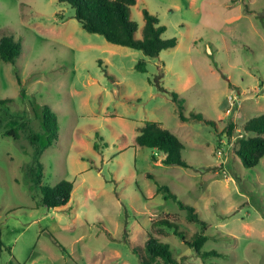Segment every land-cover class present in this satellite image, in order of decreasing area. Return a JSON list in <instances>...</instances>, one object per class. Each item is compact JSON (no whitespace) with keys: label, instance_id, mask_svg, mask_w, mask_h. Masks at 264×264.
I'll use <instances>...</instances> for the list:
<instances>
[{"label":"rangeland","instance_id":"1","mask_svg":"<svg viewBox=\"0 0 264 264\" xmlns=\"http://www.w3.org/2000/svg\"><path fill=\"white\" fill-rule=\"evenodd\" d=\"M143 9L165 27L163 39L177 41L154 58L87 33L67 3L0 0V36L21 44L14 62L0 63V264H141L133 248L148 235L178 264H264V157L245 168L236 155L239 138L253 135L242 125L264 114V0H137L129 15L137 39ZM157 85L178 94L186 117L215 122L217 135L181 122ZM43 106L58 121L51 146ZM146 121L180 140L188 167L136 145ZM12 130L16 138L4 135ZM37 178L71 182L69 202L46 208ZM156 183L206 223L201 251L221 255L201 258L152 226L174 221L187 241L202 232Z\"/></svg>","mask_w":264,"mask_h":264},{"label":"trees","instance_id":"2","mask_svg":"<svg viewBox=\"0 0 264 264\" xmlns=\"http://www.w3.org/2000/svg\"><path fill=\"white\" fill-rule=\"evenodd\" d=\"M137 0H58V2L67 3L74 12V18L80 24L82 29L90 34H98L112 44L129 47L140 50L148 58H154L159 55L162 50L173 48L177 45L175 38L163 39L162 34L165 27L159 24L156 16L149 13L146 9L142 10L144 25L142 27V38L135 37L137 25L129 19L130 8L136 4ZM21 53V44L8 36H0V63H12ZM137 71L146 72V63L139 60L135 65ZM18 82L19 79H18ZM160 92L166 93L176 105L178 118L181 122L195 121L202 122L212 127L217 135L216 123L205 119L201 114H190L186 117L183 110V100L177 93L167 91L157 85ZM42 127L46 140V146H51L58 138V121L55 113L48 107L43 106L41 109ZM234 124L229 123L226 130L230 136ZM245 133H251L252 136L241 137L238 140L236 155L240 158L245 168L255 167L260 159L264 157V114L254 116L248 119L241 127ZM5 136L16 138L14 131L6 132ZM219 136V134H218ZM35 145V143L30 140ZM136 145L160 152L163 157L161 163L164 165H175L188 167L183 160L181 151L183 145L180 140L169 130L165 129L161 123L155 121H146L135 137ZM154 159V156H153ZM148 177L153 179L151 174ZM39 190L41 193V202L48 209L59 208L65 206L71 197L72 183L67 180H61L56 185L43 186L37 178ZM157 184V183H156ZM157 193H162L165 199H171L177 204L180 210L186 211V220L188 223H198L202 226V232L195 234L191 240H185V234L179 230L178 225L174 221L168 219H160L152 222L153 227H161L171 232L181 241L190 247L194 253L203 258L209 254L221 255L216 251L202 252V246L207 240L203 234L206 223L199 219L195 209L176 199L164 186L157 184ZM140 194L143 196L141 191ZM2 243L0 241V248ZM64 252V248H61ZM138 255L141 264H178L171 254L169 245L160 242L152 235H148V239L144 247L133 248Z\"/></svg>","mask_w":264,"mask_h":264},{"label":"built area","instance_id":"3","mask_svg":"<svg viewBox=\"0 0 264 264\" xmlns=\"http://www.w3.org/2000/svg\"><path fill=\"white\" fill-rule=\"evenodd\" d=\"M236 101H237V99L235 98V96L234 97H231V96L228 97V104L230 105V109L234 108V104Z\"/></svg>","mask_w":264,"mask_h":264},{"label":"crops","instance_id":"4","mask_svg":"<svg viewBox=\"0 0 264 264\" xmlns=\"http://www.w3.org/2000/svg\"><path fill=\"white\" fill-rule=\"evenodd\" d=\"M143 127V126H142ZM142 127H140V128H142ZM140 128H138V131L140 130ZM153 151H155V150H153ZM155 152H157V151H155ZM158 153H160V152H158ZM161 154V153H160ZM162 155V154H161ZM155 157V156H154ZM162 157H163V155H162ZM162 157H161V159H162Z\"/></svg>","mask_w":264,"mask_h":264}]
</instances>
